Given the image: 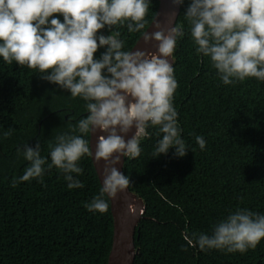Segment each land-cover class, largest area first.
Instances as JSON below:
<instances>
[{
    "label": "trees",
    "instance_id": "trees-1",
    "mask_svg": "<svg viewBox=\"0 0 264 264\" xmlns=\"http://www.w3.org/2000/svg\"><path fill=\"white\" fill-rule=\"evenodd\" d=\"M182 7L174 75L178 88L174 107L182 138L188 145L184 158L153 155L158 128L140 137L141 155L126 159L124 174L130 189L146 203L137 228L135 264H264V241L246 253L201 251L184 239L187 232L211 235L212 226L238 208L264 214V82L246 79L224 85L208 58L198 55ZM159 8L152 0L147 24ZM63 22V17H59ZM126 51H132L142 33L116 26ZM105 36L111 33L104 29ZM104 49H98V58ZM37 70L0 59V264H108L114 236L109 208L87 211L85 204L102 188L92 158L79 161L82 189H69L56 168L43 182L31 180L12 186L29 162L17 149L39 142L50 162L49 144L88 115L86 102L73 98L40 77ZM12 134L3 139V132ZM206 140L205 150L195 142ZM86 139L89 140V134Z\"/></svg>",
    "mask_w": 264,
    "mask_h": 264
},
{
    "label": "clouds",
    "instance_id": "clouds-1",
    "mask_svg": "<svg viewBox=\"0 0 264 264\" xmlns=\"http://www.w3.org/2000/svg\"><path fill=\"white\" fill-rule=\"evenodd\" d=\"M151 4L152 0H0V59L37 70L41 79L85 101L88 113L71 127V134L57 135L49 144L50 162L41 155L39 142L18 148L17 154L29 165L22 176L13 178V187L43 182L56 168L69 189H82L84 184L76 178L84 171L79 161L93 157L106 168L100 193L85 208L105 213V196L115 197L131 184L118 166L124 158L141 155L140 137H148L149 128H158L156 158L170 150L174 158L187 156L173 103L178 82L172 59L185 30L181 26L142 32ZM172 4L183 7L185 0ZM183 16L197 54L210 60L224 85L252 78L264 82V0H188ZM116 26L142 33L146 44L155 41L156 52L124 50L121 33L113 31ZM104 29L111 34L98 35ZM98 49L104 51L94 58ZM97 133L93 153L85 137ZM11 134L12 129L5 130L2 138ZM195 142L205 150L203 136H196ZM184 239L201 251L246 253L264 241V214L238 208L213 225L211 235L186 232Z\"/></svg>",
    "mask_w": 264,
    "mask_h": 264
},
{
    "label": "water",
    "instance_id": "water-1",
    "mask_svg": "<svg viewBox=\"0 0 264 264\" xmlns=\"http://www.w3.org/2000/svg\"><path fill=\"white\" fill-rule=\"evenodd\" d=\"M158 2L159 8L157 14L146 32L149 34L158 30L168 32L173 27H180L179 22L182 15V7L174 8L172 0H158ZM157 25H159V28H157ZM132 51H139L145 54L155 53L156 42L153 41L151 44H146L142 36ZM172 59L174 61V58ZM134 131L135 129L129 133L128 138L134 134ZM90 135V144L93 153H95V146L100 133ZM91 158L102 186L106 164L102 160L98 162L93 157ZM126 159H122L121 164L118 166L122 173H124ZM108 198L114 221L113 244L108 264H135L138 254L135 244L137 228L146 212V203L142 198L133 193L130 187L124 192L118 193L117 196Z\"/></svg>",
    "mask_w": 264,
    "mask_h": 264
}]
</instances>
